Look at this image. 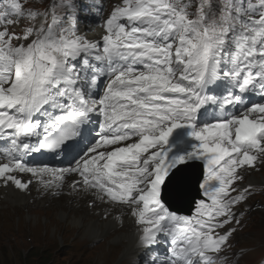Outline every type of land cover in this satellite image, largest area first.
Returning <instances> with one entry per match:
<instances>
[{
    "label": "snow or ice",
    "instance_id": "6c2138e0",
    "mask_svg": "<svg viewBox=\"0 0 264 264\" xmlns=\"http://www.w3.org/2000/svg\"><path fill=\"white\" fill-rule=\"evenodd\" d=\"M260 167L264 0H0V188L105 205L136 264H231Z\"/></svg>",
    "mask_w": 264,
    "mask_h": 264
},
{
    "label": "rangeland",
    "instance_id": "374dc122",
    "mask_svg": "<svg viewBox=\"0 0 264 264\" xmlns=\"http://www.w3.org/2000/svg\"><path fill=\"white\" fill-rule=\"evenodd\" d=\"M7 210L5 208L2 211L4 213ZM22 212L0 214V264H46L48 260L49 264H106L107 260V264H110L114 258L121 260L123 253H121L122 245L120 244H114L111 240L107 241L106 238L98 237L104 240V244L92 249V252H89L91 249L86 246L87 250L81 253L78 245L65 244L68 236L71 237L74 234L76 237L80 233L76 229L64 226L62 230L58 229L51 221L55 220L60 224L63 221H60L52 212L46 210L44 215H36L30 219ZM37 212L40 211L37 210ZM260 223L264 224V216L256 215L252 211L247 227L241 231V238L237 235L239 241H254L250 246L257 245L249 259L264 254V237H262L264 228L261 229ZM249 226H251L249 230L261 229L260 233L256 232V235L247 233ZM84 237L88 239L87 236Z\"/></svg>",
    "mask_w": 264,
    "mask_h": 264
},
{
    "label": "bare ground",
    "instance_id": "6f19581e",
    "mask_svg": "<svg viewBox=\"0 0 264 264\" xmlns=\"http://www.w3.org/2000/svg\"><path fill=\"white\" fill-rule=\"evenodd\" d=\"M23 178L28 179L29 176L25 174ZM30 187L32 188L31 192H20L14 187L0 188V198L10 204L7 212L10 214H19L20 211H23L22 213L30 219L36 215H44L46 210H49L60 221H63L62 224L55 220L51 221L56 224L58 229L62 230L66 227L73 230L76 229L77 232L83 233V237L87 236L91 238L94 236L97 238H106L107 241L111 240L114 244L122 245L121 253L123 254L121 259H124L126 256L129 258L137 256L139 258L134 248V227L130 219L125 218L123 227L112 216H109L107 219H101L104 214L105 205L100 204L90 208L87 198L79 195H68L69 190L66 187L63 194L56 197L52 196L50 192H43L44 190L39 185H32ZM37 210L40 212H37ZM80 240L85 239L82 238ZM100 240L89 252H92V249H95L100 244H104V240ZM71 245H73V242Z\"/></svg>",
    "mask_w": 264,
    "mask_h": 264
},
{
    "label": "trees",
    "instance_id": "16d2710c",
    "mask_svg": "<svg viewBox=\"0 0 264 264\" xmlns=\"http://www.w3.org/2000/svg\"><path fill=\"white\" fill-rule=\"evenodd\" d=\"M46 264H49V260L46 262Z\"/></svg>",
    "mask_w": 264,
    "mask_h": 264
}]
</instances>
